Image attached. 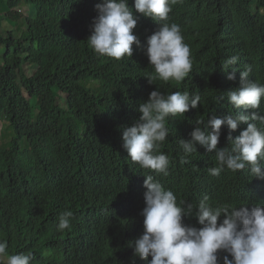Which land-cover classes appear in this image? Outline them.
Listing matches in <instances>:
<instances>
[{
	"label": "trees",
	"instance_id": "obj_1",
	"mask_svg": "<svg viewBox=\"0 0 264 264\" xmlns=\"http://www.w3.org/2000/svg\"><path fill=\"white\" fill-rule=\"evenodd\" d=\"M100 2L0 0V240L8 242L9 254L31 253V264H147L129 247L144 229L139 215L126 216L123 193L132 168L121 129L139 118L136 105L148 98L146 77L155 71L151 66L148 74L147 40L141 36H150L158 24L133 8L141 36L133 34L141 47L134 44L133 56L120 60L98 55L87 38ZM171 8L166 22L180 26L191 51L193 75L180 87L201 96L196 113L181 120L180 135L189 120L206 125L214 115L238 114L226 97L239 87L245 66L252 69L251 80L264 84V0H175ZM232 56L239 61L230 81L222 63ZM219 95L225 99L217 103ZM249 111L264 115V104ZM227 136L224 125L221 148ZM163 147L171 162L168 175H158L179 202L197 205L207 193L214 204L264 203V179L252 178L248 169L225 168L206 180L195 156L188 163L178 160L182 150L171 137ZM210 157V167L217 166ZM245 194L251 200H243ZM66 210L73 212L71 228L60 231L54 217ZM189 218L185 223L199 227Z\"/></svg>",
	"mask_w": 264,
	"mask_h": 264
},
{
	"label": "clouds",
	"instance_id": "obj_2",
	"mask_svg": "<svg viewBox=\"0 0 264 264\" xmlns=\"http://www.w3.org/2000/svg\"><path fill=\"white\" fill-rule=\"evenodd\" d=\"M172 3L175 0H134L130 7L129 0H102L95 5L97 15L87 38L96 54L120 60L133 56L134 44L141 47L138 36L133 34H138L133 8L158 24L150 36L138 34L147 40L148 60H144L148 74L153 67L155 75L146 77L144 97L148 98L136 105L139 118L121 129L132 168L123 193L129 207L126 216L132 219L139 215L138 225L143 224L144 229L138 238L129 241V247L133 248L134 257L147 264H264V203L213 207L207 195L197 205L179 202L178 193L158 175H168L171 160L163 145L171 137L182 150L177 153L182 163H188L189 156L193 160L198 145L215 153L217 166L205 167L206 174L209 171L210 175L219 176L225 168L232 172L248 169L252 178L264 179V115L249 111L260 107L264 84L249 78L250 66L240 71L239 87L227 92L226 98L237 115H214L206 125L203 120L192 119L187 129L177 134L181 120L196 113L201 96L190 95L180 87L193 75L192 60L180 26L166 22ZM238 61V56H232L222 63L230 81L236 79L238 70L233 66ZM143 67V72H147ZM224 99V95L216 97L217 103ZM240 108L245 111L239 112ZM256 120L258 126L251 122ZM224 125L229 143L221 148L218 144ZM72 217L70 210L58 218L55 215L56 228L69 230ZM185 217L195 218L199 227L185 223ZM7 249L8 242L0 240V264H31V253L9 254Z\"/></svg>",
	"mask_w": 264,
	"mask_h": 264
},
{
	"label": "water",
	"instance_id": "obj_3",
	"mask_svg": "<svg viewBox=\"0 0 264 264\" xmlns=\"http://www.w3.org/2000/svg\"><path fill=\"white\" fill-rule=\"evenodd\" d=\"M264 103L263 102H261V104L260 105H263ZM262 113L264 114V111H262ZM252 123H256L257 124V126H258V120H256V121H251ZM246 127V125L245 126H243V128H245ZM243 128L241 129V130H243ZM240 130V131H241ZM240 131H239V133H240ZM218 147H221V144H220V142H219V144H218ZM194 154H196L195 155V160L197 161V163L199 164V167L201 168L202 166H205V167H207L208 165H209V157L210 156H208L210 153H208V152H206V150L205 149H200V151H197L196 153H194ZM213 161H212V163L215 161V157H210ZM214 158V159H213ZM216 166V165H215ZM215 166H211L210 168H212V167H215ZM199 174L200 173H202V172H198ZM208 175H209V171L207 172V174L206 175H204V179H208ZM216 181H218V178H216ZM210 184V183H209ZM213 188H219L220 187V184H210ZM204 188H209V186L208 185H206V186H204ZM205 195H207L208 197H209V204L211 205V206H213V207H216V206H226V205H220V204H214L213 203V200H212V196L211 195H209V194H203V195H200V196H198V198L199 199H202ZM241 198L243 199V200H251L250 199V197L247 195V194H245V195H242L241 196ZM215 199L219 202V200H221V198L220 197H218V196H216L215 197ZM243 204H250L251 205V202H247V203H243ZM249 205V206H250ZM228 206V205H227ZM232 207H236V206H232ZM192 217H190L188 220L190 221V219H191Z\"/></svg>",
	"mask_w": 264,
	"mask_h": 264
},
{
	"label": "rangeland",
	"instance_id": "obj_4",
	"mask_svg": "<svg viewBox=\"0 0 264 264\" xmlns=\"http://www.w3.org/2000/svg\"><path fill=\"white\" fill-rule=\"evenodd\" d=\"M24 10H26L25 8H23V11ZM1 30L2 31H5V27H1ZM2 126H3V123L1 124V128H2ZM23 155L25 156V158L28 160V161H30V162H32L33 161V159H32V156H31V153L28 151V150H24L23 151Z\"/></svg>",
	"mask_w": 264,
	"mask_h": 264
},
{
	"label": "bare ground",
	"instance_id": "obj_5",
	"mask_svg": "<svg viewBox=\"0 0 264 264\" xmlns=\"http://www.w3.org/2000/svg\"><path fill=\"white\" fill-rule=\"evenodd\" d=\"M261 129H262V127H261V124H260V126H259Z\"/></svg>",
	"mask_w": 264,
	"mask_h": 264
}]
</instances>
